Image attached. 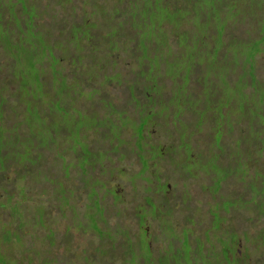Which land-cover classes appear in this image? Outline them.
I'll return each mask as SVG.
<instances>
[{
	"label": "trees",
	"instance_id": "16d2710c",
	"mask_svg": "<svg viewBox=\"0 0 264 264\" xmlns=\"http://www.w3.org/2000/svg\"><path fill=\"white\" fill-rule=\"evenodd\" d=\"M19 50L36 71L39 86L23 83L27 71L15 76L17 70H25L15 57ZM50 56L60 71L46 72L42 61ZM0 65H5L4 71L0 69V153L4 152L0 175L10 165L26 169L17 171L11 189L0 184L3 210L11 212L27 198L28 177L49 179L55 186L59 179L58 185L68 189L71 150L82 172L91 171L90 166L99 168L100 175L109 179L124 172L112 162L123 142L136 141L132 148L137 152L147 140L156 152L154 159L140 163L141 176L157 172L161 180L159 162L169 159L180 177H193L199 183L207 179L209 184L200 186L212 184V199H230L229 206L215 212L208 207L198 208L200 213L187 208L181 226L190 231L194 223L204 229L202 220L208 214L212 229L196 240L189 232L191 254L180 264H264V0H48L40 8L36 0H0ZM79 67L83 82L74 76ZM47 81L50 87L44 85ZM111 91L121 97L114 101L108 97ZM64 107H74L85 116L74 131L62 122ZM56 123L64 129L56 128ZM154 130L167 143L152 139ZM63 136L72 137L77 148H60ZM182 146L188 149L184 166L195 165L197 174L182 171L175 161ZM60 150L62 157L56 153ZM54 161L66 165L65 178L60 177L63 170L54 169ZM200 161L210 163L209 167L204 164L203 170ZM43 162L48 173L40 169ZM98 180L91 175L87 182ZM82 182V188H89ZM95 187L90 184L91 190ZM170 205L165 203L162 216L153 218L176 231L181 226L176 228L166 216L173 209ZM37 207L44 217L43 207ZM71 216L70 212V223ZM239 222L241 227L258 226L253 232L239 233L234 228ZM92 226L103 233L95 219ZM141 231L145 235L138 226L133 239L143 246L138 241ZM122 233L128 240L120 229L118 241L108 246L133 251L129 242L121 241ZM11 241L7 231H0V264H33L30 253L23 255L24 246L20 258L8 251ZM169 245L174 252L178 241L163 246ZM145 247L159 264H176L166 254L153 255L148 239ZM31 249L42 264L52 260ZM105 249L103 245L101 250Z\"/></svg>",
	"mask_w": 264,
	"mask_h": 264
},
{
	"label": "rangeland",
	"instance_id": "374dc122",
	"mask_svg": "<svg viewBox=\"0 0 264 264\" xmlns=\"http://www.w3.org/2000/svg\"><path fill=\"white\" fill-rule=\"evenodd\" d=\"M46 1L48 0H36V5L40 8L41 4H45ZM41 45L43 46V41L41 42ZM19 51L18 55L16 54L15 57H19L20 61L22 60L21 64H23V68L25 70H17V72H14L15 76L20 77L24 75L21 72L27 71V78H23V83L29 82L34 86H39L36 82V77L38 76L36 75V71H34V69H30L25 56L21 54V51L19 53ZM52 57L53 56H50L49 60L45 58L42 61L44 69H49L46 71L48 73H54L58 68V62H55ZM10 61L12 63L14 60L10 59ZM52 66L55 67L54 71L52 70ZM0 69L4 71L5 65H0ZM262 70H264V68H262ZM58 71H60V69L56 72ZM74 76L78 82H83L82 69L80 67L75 70ZM9 77L10 76H7L6 80H8ZM53 81L54 80H52V83ZM9 85L12 86V83H9ZM44 85L50 87L48 81L44 82ZM108 97L116 101L121 97V95L115 91H111ZM17 99L18 101L21 100V93H19ZM82 102L84 101L81 100V103ZM34 108L35 107H32V110ZM43 108L44 110H48L46 105H44ZM64 108L65 110H61L60 112L62 122L71 127L72 131H74L82 120H84L85 116L83 114H79L74 107ZM52 122H49L50 126L52 125ZM55 127L60 130L64 129V127L57 125V123ZM21 128L25 127L22 126ZM152 139L159 140V143L162 145L167 143V139L164 137L162 138L160 134L157 135L156 130H154V138ZM59 141L60 148L69 147V150L77 148L76 143L73 144L72 137L70 139L67 136H63L59 139ZM123 144L124 146L120 148V152L112 156V158H114L112 162L115 160L116 164L121 166L124 172L115 174L105 181L103 179L109 176H101L99 168L94 169V167L90 166L91 171L86 170L82 172L80 170L81 166L76 164V160L74 159V155L71 150L68 155L69 158H67V162H69L67 170L69 177L66 181L67 185L69 183L68 189L62 188L58 185L59 179L56 181L55 186L53 185L52 180H45L48 182L46 183L45 181H35L28 177L24 180L27 187V198H24L16 208L13 207L14 209L11 212L14 216L8 210H3V200H0V231H7L8 236L12 240L8 244V251L14 253L16 258H20L18 252L19 250H22L24 246L26 251L23 252V255L25 256L27 253H30L33 264L42 263L40 262L41 258H37L31 248H37L38 253L45 252L46 257L52 259L49 264H94L91 260L93 257L97 260V264H159L157 260L150 259V252L145 247L147 238L143 231H141L138 236V241L143 244V246L134 244L133 234L138 228L135 224V220L143 221L144 217L148 215V217H150L147 218L146 223L149 226L148 236L150 249L153 251L152 254L156 256L159 254H166L170 256L176 264L182 263V261L187 258V255L191 254L189 248V232L196 240L201 235H205L207 231L212 229V223L208 224V214L203 217L204 220H202L204 224L207 225L204 229L196 227L194 223H191L190 231L185 226H181L184 221V216L187 214V208L193 209L192 211L196 210V213H200L201 210L205 211L208 207V209L215 212L218 208L224 209L229 206L230 199L228 196H222L219 199H212V195H210L213 191L212 184L203 185L205 189H201L200 186L201 182L209 184L207 179H202L199 183L193 177H180L178 169L173 163L170 164L168 159L160 160L159 162V167L162 173L160 174L161 178L163 177L166 179V182L171 184L170 192L167 195H164L168 201L165 202L164 199L162 200L156 196L160 194V192H164L166 188L165 184H160L159 174L154 172L150 175H147L146 173V175L143 174L141 176V173L138 170L140 169V163H146L150 158L154 159L153 157L156 152L154 145L150 141L144 140L140 144L139 148L137 147V152H135V148H132V145L136 147V141L131 142L129 140H125ZM125 146H127L131 151L126 152L129 150H127ZM81 147H83V145H81ZM181 149L183 150V153L176 155L175 161L179 164L182 171L197 174L195 165L191 166V164H189L184 166L185 155L187 154L188 149L183 146ZM121 152L122 154L126 152L125 156H118ZM133 152L136 155L131 154ZM56 153L59 157L64 156L63 151L61 150L56 151ZM3 155L4 152L1 151L0 157ZM100 156H98V159H102L103 155L100 154ZM42 157L43 156H41V158ZM208 157L211 159L210 156ZM49 158L50 154L48 153L46 155V160ZM59 163L60 164L58 165V162L54 161V169L56 171L59 169L63 170L62 173H59L61 178H65L62 174L66 172L64 170L66 165L63 161H60ZM204 164L208 167L210 165V163L201 162L199 166H201L202 169L203 167L206 168ZM84 166L87 167V164H84ZM107 166H109V162H107ZM34 167L35 166H33L32 169ZM40 169L48 173L49 167L47 162L41 163ZM21 170L25 171L26 169H23L20 165L8 166V170L5 172V175H0V184L7 189H11L17 181L15 180L17 171L21 172ZM131 170L134 171L127 173ZM147 171H149V168H147L145 172ZM91 175L99 180L87 182ZM167 178H169V181ZM80 180H83L89 188H82L83 182L81 183ZM89 183L97 185L98 189L96 192L91 191ZM112 183L113 185L116 184L114 187L121 189V194H118L116 198H114V195H109L107 196L105 202H102L105 190H107L108 185H111ZM134 187H136L138 192L133 191ZM233 188H237V184ZM64 192L65 196L63 197ZM108 192L110 191L108 190ZM183 195L186 196H184L182 201ZM187 195H189L190 198H188ZM25 200L27 203H25ZM71 200L73 201L72 203L70 202ZM165 203H170V206L173 209L171 210L170 215L164 214V217L165 215L168 216L176 228L181 226L176 231L171 226H165L164 228L160 225L158 219L153 218L155 215L162 216L161 212L164 210ZM145 204L148 205V208L145 207ZM38 205L43 207L44 217L41 216L42 212L40 207H37ZM101 205L105 207L103 211ZM35 206L36 208H34ZM79 206H83V208H80ZM65 207L68 208L69 211H62ZM200 207H202V209L198 210ZM70 212L72 214L71 223ZM95 217L100 219L98 225L103 228L102 234L97 231L95 233L91 229V227L93 228L92 222ZM196 220L199 221L198 214ZM71 224L78 226L79 228L75 229V227H70L69 229L71 232L66 233L67 226H71ZM241 224L242 222H239L234 226L239 233L242 229H248L253 232L258 226L257 224L251 225L249 223L241 227ZM116 226H121L123 231L126 232L128 240L124 238V234L122 233L123 237L121 241L125 240V243L129 242L132 250L134 249L133 251L125 253L128 248L123 249L116 245V248L114 249L110 245L108 246V244L116 243L118 241V234L120 230H112ZM160 234L161 236L159 237ZM232 235V233L228 235L227 241L231 240ZM163 236L165 240L161 243L159 238ZM169 240H174L175 243L178 241V246L175 248L174 252L172 250V246H163L165 244L167 245ZM15 241H19L20 244L15 243ZM6 243L7 242L3 243L1 246H5ZM103 245H105L106 248L105 252L101 250ZM126 246L129 247L128 245ZM4 250L5 249L3 248L2 252ZM197 258L198 256H196L194 262L197 261Z\"/></svg>",
	"mask_w": 264,
	"mask_h": 264
},
{
	"label": "flooded vegetation",
	"instance_id": "af4514ba",
	"mask_svg": "<svg viewBox=\"0 0 264 264\" xmlns=\"http://www.w3.org/2000/svg\"><path fill=\"white\" fill-rule=\"evenodd\" d=\"M186 175H188V174H186ZM107 178H104L103 180L105 181ZM113 180V179H112ZM164 178L162 177L161 178V180H159L160 181V183L161 184H163L164 183ZM80 182L82 183V181L80 180ZM132 184V183H131ZM116 184H114L113 185V183L111 184V185H108V188H107V190H105V194H104V197H103V199H102V202L104 201L105 202V200H106V198H107V196H113L114 195V198H116V196L118 195V194H121V189H117L116 187H114ZM132 186H133V184H132ZM165 190H164V192H160V194H158V195H156V196H158L159 198H161L162 200L164 199V200H167L166 198H165V196L164 195H167L169 192H170V188H171V184L170 183H168V182H165ZM109 188H111V189H109ZM76 189H78V188H76ZM98 188H97V185H96V187L95 188H93L91 191L92 192H96V190H97ZM113 189V190H112ZM89 190V189H88ZM108 190L110 191V192H108ZM133 191H136V192H138L137 191V189H136V187H134V189H133ZM112 192H113V194H112ZM184 196H186V195H183L182 197H184ZM187 197L188 198H190V196L189 195H187ZM120 199V198H119ZM71 203L73 202L72 200L70 201ZM146 205V204H145ZM144 205V206H145ZM80 208H83V206H79ZM101 207H102V211L104 210V206L103 205H101ZM146 208H148V205H146L145 206ZM150 217V216H149ZM148 217V215H146L145 217H144V220H143V222L142 223H137L136 222V220H135V224L137 225V226H139L140 228H141V226L143 227L142 229H144L145 230V236L147 237V239H148V245H149V247H150V241H149V236H148V233H149V226L147 225V223H146V221H147V218H149ZM152 218V217H151ZM100 221V219L99 218H97V217H95V223H96V225L97 226H99L98 225V222ZM70 227H74V225H72L71 224V226H67V228H66V233H70L71 232V230L69 229ZM118 228V229H117ZM165 228V227H164ZM163 228V229H164ZM116 229L117 230H120V229H122V227L121 226H116ZM95 233H96V231L95 230H93ZM163 232V231H162ZM162 234V233H161ZM161 234L159 235V237L161 236ZM97 237H98V235H97ZM98 239H99V237H98ZM160 239V241H161V243L162 242H164V240H165V238H164V236L163 237H161V238H159ZM100 240V239H99ZM103 242H105V241H103ZM107 243V242H106ZM91 260L94 262V264H97V260L93 257V258H91Z\"/></svg>",
	"mask_w": 264,
	"mask_h": 264
}]
</instances>
